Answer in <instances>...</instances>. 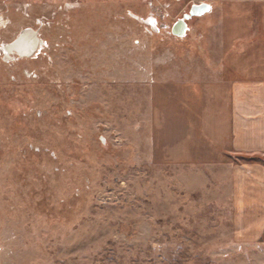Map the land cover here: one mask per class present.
Returning a JSON list of instances; mask_svg holds the SVG:
<instances>
[{
  "label": "rangeland",
  "instance_id": "rangeland-1",
  "mask_svg": "<svg viewBox=\"0 0 264 264\" xmlns=\"http://www.w3.org/2000/svg\"><path fill=\"white\" fill-rule=\"evenodd\" d=\"M200 2L185 35L146 22ZM251 7L0 0V45L26 27L44 40L0 54V264H264V184L248 172L264 152L202 126V90L235 75L215 33Z\"/></svg>",
  "mask_w": 264,
  "mask_h": 264
},
{
  "label": "crops",
  "instance_id": "crops-1",
  "mask_svg": "<svg viewBox=\"0 0 264 264\" xmlns=\"http://www.w3.org/2000/svg\"><path fill=\"white\" fill-rule=\"evenodd\" d=\"M231 1L250 4L252 9L238 14L244 19L241 27L234 30L220 27L215 33L221 40L215 49L224 56V67H232L235 75L224 71L217 74V79L210 73L204 80L211 84L217 79L220 91L208 85L213 92L206 97L205 89L202 90L207 100L202 126L210 139L224 144V150L264 152V10L259 8L264 7V0ZM224 52L227 53L223 55ZM251 171L264 184V166L253 165L248 169Z\"/></svg>",
  "mask_w": 264,
  "mask_h": 264
},
{
  "label": "bare ground",
  "instance_id": "bare-ground-1",
  "mask_svg": "<svg viewBox=\"0 0 264 264\" xmlns=\"http://www.w3.org/2000/svg\"><path fill=\"white\" fill-rule=\"evenodd\" d=\"M32 28V27H30ZM33 31L25 30L23 32H19L18 35L12 40L1 44L4 52L9 53L10 55L14 54V51H21V56H30V53L34 52L39 45L37 31L32 28ZM37 42V47L35 48V43Z\"/></svg>",
  "mask_w": 264,
  "mask_h": 264
},
{
  "label": "water",
  "instance_id": "water-1",
  "mask_svg": "<svg viewBox=\"0 0 264 264\" xmlns=\"http://www.w3.org/2000/svg\"><path fill=\"white\" fill-rule=\"evenodd\" d=\"M210 8H211V4L208 2L193 3L189 12H185L181 17L178 18V20H176V22L174 23V25L172 27L173 33L175 35H178V36L185 35L187 29L189 28L187 20L190 19L192 16L201 15V14L209 11ZM25 30L33 31L32 28L26 27V28L22 29L20 32H23ZM31 43H35V42L31 41ZM35 44H36L35 45V48H36L37 42ZM18 54L20 56L22 55L20 50H18ZM31 54H33V52L30 53V55ZM5 55H6L5 56L6 59L11 58V55L9 53H7Z\"/></svg>",
  "mask_w": 264,
  "mask_h": 264
},
{
  "label": "flooded vegetation",
  "instance_id": "flooded-vegetation-1",
  "mask_svg": "<svg viewBox=\"0 0 264 264\" xmlns=\"http://www.w3.org/2000/svg\"><path fill=\"white\" fill-rule=\"evenodd\" d=\"M185 13V12H184ZM183 13V14H184ZM182 14V15H183ZM179 18V17H178ZM176 20H178V19H176ZM176 20L175 21H173L170 25L168 24V23H166V22H162V21H158V17L157 16H155L154 14H151L147 19H146V22L149 24V26H151V28H153L154 30H156V31H160L161 29H169L170 28V31H172V27H173V25H174V23L176 22ZM188 22V21H187ZM189 27V26H188ZM33 28V27H32ZM190 29V28H189ZM188 29V30H189ZM20 32V31H19ZM173 32V31H172ZM18 35V34H17ZM16 35V36H17ZM15 36V37H16ZM37 36H38V41H39V45H38V47L36 48V50L35 51H37L38 49H39V47L40 46H43V43H44V40H42L40 37H39V33H37ZM14 37V38H15ZM5 42H3L2 44H4ZM0 46H2V45H0ZM1 53L2 54H6V52H4V50H3V48L1 47ZM33 52V53H36V52ZM14 56H18V58H24V57H26V56H20L19 54H18V52H16V51H14Z\"/></svg>",
  "mask_w": 264,
  "mask_h": 264
},
{
  "label": "built area",
  "instance_id": "built-area-1",
  "mask_svg": "<svg viewBox=\"0 0 264 264\" xmlns=\"http://www.w3.org/2000/svg\"><path fill=\"white\" fill-rule=\"evenodd\" d=\"M0 54L3 55V54L1 53V51H0Z\"/></svg>",
  "mask_w": 264,
  "mask_h": 264
}]
</instances>
